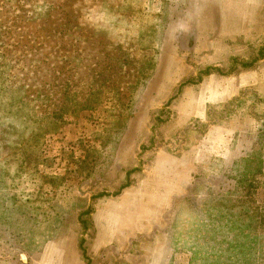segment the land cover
<instances>
[{
	"label": "rangeland",
	"instance_id": "374dc122",
	"mask_svg": "<svg viewBox=\"0 0 264 264\" xmlns=\"http://www.w3.org/2000/svg\"><path fill=\"white\" fill-rule=\"evenodd\" d=\"M0 264H264V0H0Z\"/></svg>",
	"mask_w": 264,
	"mask_h": 264
},
{
	"label": "crops",
	"instance_id": "0c3cea01",
	"mask_svg": "<svg viewBox=\"0 0 264 264\" xmlns=\"http://www.w3.org/2000/svg\"><path fill=\"white\" fill-rule=\"evenodd\" d=\"M101 213H94L93 224L95 226V236H94V245L98 247H103L105 244L110 242L113 238L114 230L113 225L106 221V217Z\"/></svg>",
	"mask_w": 264,
	"mask_h": 264
}]
</instances>
